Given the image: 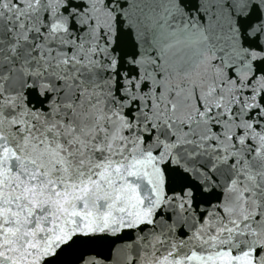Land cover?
<instances>
[{
    "label": "snow or ice",
    "instance_id": "obj_1",
    "mask_svg": "<svg viewBox=\"0 0 264 264\" xmlns=\"http://www.w3.org/2000/svg\"><path fill=\"white\" fill-rule=\"evenodd\" d=\"M0 264H264V0H0Z\"/></svg>",
    "mask_w": 264,
    "mask_h": 264
}]
</instances>
